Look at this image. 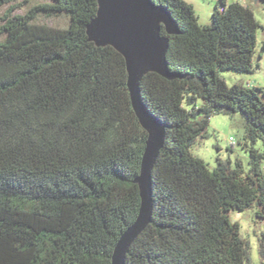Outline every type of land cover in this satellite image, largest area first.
<instances>
[{
	"label": "trees",
	"instance_id": "16d2710c",
	"mask_svg": "<svg viewBox=\"0 0 264 264\" xmlns=\"http://www.w3.org/2000/svg\"><path fill=\"white\" fill-rule=\"evenodd\" d=\"M32 1L0 0V264H111L140 209L135 179L147 133L131 106L124 58L86 36L97 1ZM152 2L179 28L167 36L161 27L177 78L149 73L140 84L142 103L166 131L152 173V221L126 264H247L229 215L256 208L264 220V89L227 86L219 72H253L260 26L239 2L216 0L209 26L184 0ZM59 14L67 28L36 23ZM220 113L245 120L247 169L227 160L210 170L191 153Z\"/></svg>",
	"mask_w": 264,
	"mask_h": 264
},
{
	"label": "water",
	"instance_id": "95a60500",
	"mask_svg": "<svg viewBox=\"0 0 264 264\" xmlns=\"http://www.w3.org/2000/svg\"><path fill=\"white\" fill-rule=\"evenodd\" d=\"M96 1L97 14L86 27V36L97 47L111 46L124 58L131 106L147 133L140 173L135 179L140 195L138 216L118 240L111 258V264H126L131 245L152 221V173L166 131V125L142 103L140 84L149 73L168 81L177 78L170 72L166 61L169 39L161 35V27L167 36L178 35L179 28L168 10L152 0Z\"/></svg>",
	"mask_w": 264,
	"mask_h": 264
},
{
	"label": "rangeland",
	"instance_id": "374dc122",
	"mask_svg": "<svg viewBox=\"0 0 264 264\" xmlns=\"http://www.w3.org/2000/svg\"><path fill=\"white\" fill-rule=\"evenodd\" d=\"M194 8L198 23L201 26L211 24V14L213 12L216 0H184ZM229 2H239L243 6H248L260 28L257 31V50L253 59V72L251 74H235L232 72H219L220 77L227 86L239 84L244 87H259L264 89V51L261 50V37L264 34V3L257 0H228ZM49 0H33L32 6L49 3ZM29 7H22L14 13L22 15L26 13ZM36 23L52 28H67L69 19L64 14L46 17L40 15L36 18ZM261 59H258V56ZM245 120L240 114H215L209 120L207 128V137L198 139L191 147L193 156L201 159L207 164L210 170H213L217 161L225 162L230 160L232 164L236 160L242 163V166L248 168V155L243 144ZM230 138L233 142H230ZM257 150L262 149L261 142L255 145ZM256 208L248 209L244 212H231L229 217L232 222L239 225V235L248 246L247 264H264V258L260 255L262 245L264 246V220L257 218Z\"/></svg>",
	"mask_w": 264,
	"mask_h": 264
},
{
	"label": "crops",
	"instance_id": "0c3cea01",
	"mask_svg": "<svg viewBox=\"0 0 264 264\" xmlns=\"http://www.w3.org/2000/svg\"><path fill=\"white\" fill-rule=\"evenodd\" d=\"M231 3V2H230ZM241 4V3H240ZM241 5H243V4H241ZM264 40V34L262 35V37H261V41H263Z\"/></svg>",
	"mask_w": 264,
	"mask_h": 264
},
{
	"label": "built area",
	"instance_id": "2783aa9c",
	"mask_svg": "<svg viewBox=\"0 0 264 264\" xmlns=\"http://www.w3.org/2000/svg\"><path fill=\"white\" fill-rule=\"evenodd\" d=\"M230 142H231V143L233 142V139H232V138H230Z\"/></svg>",
	"mask_w": 264,
	"mask_h": 264
}]
</instances>
